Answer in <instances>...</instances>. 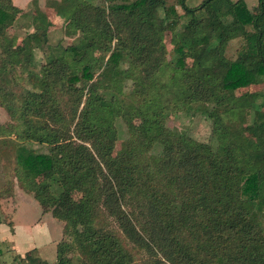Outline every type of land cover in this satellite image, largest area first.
<instances>
[{"label":"trees","instance_id":"1","mask_svg":"<svg viewBox=\"0 0 264 264\" xmlns=\"http://www.w3.org/2000/svg\"><path fill=\"white\" fill-rule=\"evenodd\" d=\"M103 1L70 0L80 37L51 46L46 25L12 44L21 9L0 0V74L17 69L32 86L0 99L13 156L0 199L16 181L64 222L53 264H78L76 251L88 264H264V94L244 90L264 81V0ZM32 45L54 51L40 77ZM173 111L210 119L215 145L169 128ZM126 115L148 123L123 137ZM34 251L21 264H48Z\"/></svg>","mask_w":264,"mask_h":264},{"label":"rangeland","instance_id":"2","mask_svg":"<svg viewBox=\"0 0 264 264\" xmlns=\"http://www.w3.org/2000/svg\"><path fill=\"white\" fill-rule=\"evenodd\" d=\"M94 4L105 5L103 0H89ZM171 1V0H170ZM202 0H186V4L190 7H195L201 3ZM249 9H253L258 0H244ZM14 4L21 10L17 14L14 23L5 30V34L11 39L12 44L21 43L27 34L38 29L41 30L43 25H46L47 39L51 46L68 45L74 43L80 37L77 30L67 26L68 16L71 12L70 0H14ZM180 9V8H178ZM185 21V19H182ZM48 22L49 24H46ZM171 33L166 32L164 41L167 48L170 50L172 45L170 43ZM239 44L238 39L229 42L225 54L234 58ZM34 60L29 66L30 70L35 72L40 77L38 71L41 64L46 63L54 56V51L44 47H35L32 45ZM202 47H198L187 52L186 64L192 62L193 56L197 54ZM17 69H6L0 74L1 101L8 102L11 91L23 93L25 89H31L30 83H24L23 88L20 84L21 76ZM19 84V85H18ZM244 90H250L258 93V102L261 101V96L264 94V81L261 83L251 85ZM126 91V90H125ZM243 91V90H242ZM126 103L127 98L121 96ZM143 109L144 105L140 104ZM264 111V107L262 108ZM249 119H252V113ZM12 122L10 115L6 109L0 105V125ZM121 136H125L126 124H134L138 127H146L148 121L145 118L126 115L121 120ZM166 125L181 133H186L196 140L208 142L215 145L216 137L212 131L211 120L202 114L190 115L184 111H173L166 117ZM5 138H14V135L9 134L3 136ZM35 149L41 152H47V146L40 142H32ZM159 147H154L152 152H159ZM13 156L8 145L0 140V185L4 182L6 174L10 173L12 168ZM6 203H8L6 205ZM18 207L16 210V205ZM50 202H46L48 206ZM6 205V206H5ZM16 210V211H15ZM16 212V213H15ZM0 223L6 224L9 232L6 239L0 242V264H21V255L24 251L35 249L32 253L34 257L46 261L48 264H53L56 259V244L62 239L66 238L63 233L64 222L52 216L49 211L44 212L37 200L25 190H23L15 181L14 190L11 196L0 199ZM12 223V230L8 223ZM17 229V235L14 234V229ZM1 233L0 235H3ZM40 244V252L34 248L35 245ZM16 249V254L14 250ZM25 254V253H24ZM23 254V255H24ZM22 255V256H23ZM68 255L72 261L78 264H88L84 256L79 252H71Z\"/></svg>","mask_w":264,"mask_h":264},{"label":"crops","instance_id":"3","mask_svg":"<svg viewBox=\"0 0 264 264\" xmlns=\"http://www.w3.org/2000/svg\"><path fill=\"white\" fill-rule=\"evenodd\" d=\"M8 203H6V205H7ZM5 205V206H6ZM17 207H18V203H17V205H16V210H17ZM15 210V211H16ZM16 213V212H15ZM1 233H4L3 235H0V242H3L5 239H6V235L8 234V233H10L9 232V229L7 228V226H6V224H4V223H0V234ZM17 235V229L15 228L14 229V234H12V236H16ZM40 247H41V245L40 244H37V245H35L34 246V248H36L39 252H40ZM11 249L12 250H14V252L16 251V249L14 248V247H11ZM28 251V250H27ZM26 251H24V253H25ZM16 253V252H15ZM24 253H20V254H18V253H16V254H18V255H23Z\"/></svg>","mask_w":264,"mask_h":264}]
</instances>
